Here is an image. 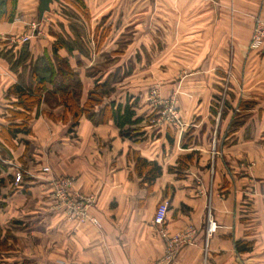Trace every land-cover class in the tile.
<instances>
[{
  "label": "crops",
  "instance_id": "crops-1",
  "mask_svg": "<svg viewBox=\"0 0 264 264\" xmlns=\"http://www.w3.org/2000/svg\"><path fill=\"white\" fill-rule=\"evenodd\" d=\"M37 7L17 0L20 20L0 23V54L10 52L9 62L0 56V128L17 101L9 89L34 91L44 79L45 97L65 60L77 105L106 83L110 96L92 112L136 101L132 128L142 137L122 138L97 115L72 126L56 101L42 102L0 175L2 240L11 246L0 264H156L165 241L153 218L164 200L167 234L196 232L171 264H264V49H248L264 0H59L41 21ZM28 22L40 35L22 44ZM210 140L220 141L215 158ZM131 151L161 168L150 188ZM63 180L69 198L90 200L99 227L69 218L56 197ZM208 205L218 229L205 255Z\"/></svg>",
  "mask_w": 264,
  "mask_h": 264
},
{
  "label": "trees",
  "instance_id": "trees-1",
  "mask_svg": "<svg viewBox=\"0 0 264 264\" xmlns=\"http://www.w3.org/2000/svg\"><path fill=\"white\" fill-rule=\"evenodd\" d=\"M17 0H0V23L7 22L12 23L15 19ZM9 12L7 13V11ZM58 71L51 72L49 82L53 86L54 91L45 94V97L41 94L44 79H41L38 83V87L34 90L24 89L19 85L12 86L8 93L14 95L17 101L13 104V108L9 110V117L7 126L0 128V175L6 170V164L4 161L11 157L10 150L15 148L14 140L19 134H28V122L32 118V113L36 111L38 115V109L42 102L51 98L56 101L57 105L64 108V114L62 117L70 115L73 119L72 126L76 124V121L81 115H85L88 118H93L95 115L100 116L103 120L105 118L110 119L119 129V134L122 138L132 140L134 142L139 141L142 137V133H138L137 129L132 127L137 125L139 119H134L133 107L136 105V101L131 104L125 103L124 105L115 104L112 102L98 113L92 112L95 108L102 105V101L110 96L111 91H106V83L104 85L96 86L95 90L89 94L86 104L83 108H80L75 102L74 98L77 96L75 90L79 86L78 80L68 70L65 60H57ZM51 71V70H50ZM75 88V89H74ZM50 115V114H48ZM129 158L133 160L135 165V173L141 180V185H145L150 188L155 180L161 175V168L154 161H148L142 158L137 152H129ZM192 156H185L177 165L176 170H183L187 160H191ZM169 172H175V169H169ZM4 186V179L0 177V193ZM3 204L0 203V209ZM3 232L0 227V252H6L9 248L6 240H2ZM238 247V246H237Z\"/></svg>",
  "mask_w": 264,
  "mask_h": 264
},
{
  "label": "built area",
  "instance_id": "built-area-1",
  "mask_svg": "<svg viewBox=\"0 0 264 264\" xmlns=\"http://www.w3.org/2000/svg\"><path fill=\"white\" fill-rule=\"evenodd\" d=\"M208 1V0H205ZM40 33L38 31V24L32 23L30 25V33H28L20 42L22 44H26L31 41L33 38L39 36ZM249 50H262L264 49V20L260 18H256L253 23L252 33L250 37V42L248 45ZM158 94L156 91H152L150 94V101L157 100ZM214 153V149H213ZM49 171L48 168H43V172L47 173ZM21 181V175L17 174L15 176V182L19 183ZM71 187L70 180H63L56 185V197L61 201V203L66 206L67 215H69L70 219H73L77 225H82L85 223H89L94 227H99V223L96 219L90 217L87 214V209L89 207L90 200H82L78 201L72 200L69 198L68 190ZM168 212V202L166 200L159 203L157 209L155 211V215L153 218V224L159 228L158 233L165 241V250L161 259L157 261L156 264H171L175 261L178 251L186 246L191 245L193 243V238L196 232L192 229L185 230L181 233H177L174 236H169L167 232L164 230V224L166 221V215ZM218 226L215 220L212 217L211 210L209 205L207 206L206 211V227H205V235H204V247L203 253L206 255L207 246L209 238L212 237L213 234L216 233Z\"/></svg>",
  "mask_w": 264,
  "mask_h": 264
},
{
  "label": "rangeland",
  "instance_id": "rangeland-1",
  "mask_svg": "<svg viewBox=\"0 0 264 264\" xmlns=\"http://www.w3.org/2000/svg\"><path fill=\"white\" fill-rule=\"evenodd\" d=\"M16 9H17V4H16ZM9 12V10L7 11V13ZM17 12V11H16ZM15 15H17V14H15ZM17 18H19V16L17 17ZM17 18H15V19H17ZM14 19V20H15ZM18 20H20V18L18 19ZM29 23V22H28ZM32 23L30 22L29 23V25H31ZM28 33H30V27H29V30L25 33V34H23L20 38H19V40H22ZM10 52H6L5 54H4V52H2L1 54H0V56L1 57H4V59H6L8 62H9V58H8V56L10 57ZM7 57V58H6ZM52 104V103H51ZM219 144H220V141H218V140H210L209 141V147H210V153H211V158H215V157H217L218 156V154L220 153V150H219ZM213 149H214V153H213ZM16 176V175H15ZM14 183H16L15 182V177H14ZM100 226V225H99ZM177 234V233H176ZM175 234H173V235H171V236H174ZM7 239V238H6ZM7 243V242H6ZM7 246H8V244H7ZM8 248L10 249L11 248V246H8ZM8 249V250H9ZM7 250V251H8ZM1 253V252H0Z\"/></svg>",
  "mask_w": 264,
  "mask_h": 264
},
{
  "label": "water",
  "instance_id": "water-1",
  "mask_svg": "<svg viewBox=\"0 0 264 264\" xmlns=\"http://www.w3.org/2000/svg\"><path fill=\"white\" fill-rule=\"evenodd\" d=\"M59 0H38V7H37V13H38V20H42L43 16L50 11V6L53 3H58Z\"/></svg>",
  "mask_w": 264,
  "mask_h": 264
},
{
  "label": "bare ground",
  "instance_id": "bare-ground-1",
  "mask_svg": "<svg viewBox=\"0 0 264 264\" xmlns=\"http://www.w3.org/2000/svg\"><path fill=\"white\" fill-rule=\"evenodd\" d=\"M25 2V1H24Z\"/></svg>",
  "mask_w": 264,
  "mask_h": 264
}]
</instances>
